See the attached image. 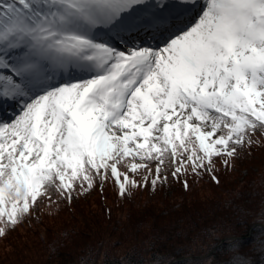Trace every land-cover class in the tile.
<instances>
[{
	"label": "snow or ice",
	"instance_id": "obj_1",
	"mask_svg": "<svg viewBox=\"0 0 264 264\" xmlns=\"http://www.w3.org/2000/svg\"><path fill=\"white\" fill-rule=\"evenodd\" d=\"M181 5L0 0V238L51 190L71 202L111 179L123 197L151 176L154 191L169 164L211 174L264 134V0ZM102 30L159 42L117 47Z\"/></svg>",
	"mask_w": 264,
	"mask_h": 264
},
{
	"label": "trees",
	"instance_id": "obj_2",
	"mask_svg": "<svg viewBox=\"0 0 264 264\" xmlns=\"http://www.w3.org/2000/svg\"><path fill=\"white\" fill-rule=\"evenodd\" d=\"M251 140L211 174L169 164L154 191L151 176L123 197L111 179L71 202L51 190L0 238V264H264V134Z\"/></svg>",
	"mask_w": 264,
	"mask_h": 264
},
{
	"label": "rangeland",
	"instance_id": "obj_3",
	"mask_svg": "<svg viewBox=\"0 0 264 264\" xmlns=\"http://www.w3.org/2000/svg\"><path fill=\"white\" fill-rule=\"evenodd\" d=\"M198 11H199V9H198ZM98 36L100 37V38H102L101 36H102V34L101 33H99L98 32ZM103 39V38H102ZM79 73H77V75L75 76V77H73V79H77V78H79ZM207 255V254H206ZM206 255H203V256H199V257H205ZM186 258V257H185ZM185 258H181V260L182 259H185ZM175 261V259L172 261V262H174Z\"/></svg>",
	"mask_w": 264,
	"mask_h": 264
},
{
	"label": "water",
	"instance_id": "obj_4",
	"mask_svg": "<svg viewBox=\"0 0 264 264\" xmlns=\"http://www.w3.org/2000/svg\"><path fill=\"white\" fill-rule=\"evenodd\" d=\"M180 260H181V258H176L174 262H177V261H180Z\"/></svg>",
	"mask_w": 264,
	"mask_h": 264
}]
</instances>
